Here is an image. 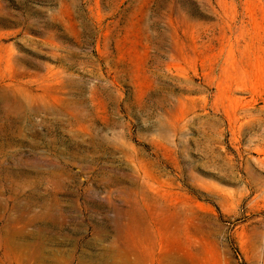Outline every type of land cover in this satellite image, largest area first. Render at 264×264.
I'll use <instances>...</instances> for the list:
<instances>
[{"label": "rangeland", "instance_id": "374dc122", "mask_svg": "<svg viewBox=\"0 0 264 264\" xmlns=\"http://www.w3.org/2000/svg\"><path fill=\"white\" fill-rule=\"evenodd\" d=\"M0 264H264V0H0Z\"/></svg>", "mask_w": 264, "mask_h": 264}]
</instances>
